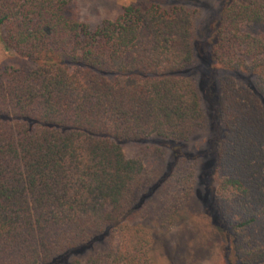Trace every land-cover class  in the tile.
<instances>
[{"label": "trees", "instance_id": "trees-1", "mask_svg": "<svg viewBox=\"0 0 264 264\" xmlns=\"http://www.w3.org/2000/svg\"><path fill=\"white\" fill-rule=\"evenodd\" d=\"M70 4L0 0L5 49L28 63L0 69V264H152L134 217L168 230L192 205L231 262L264 264V0H225L199 62L201 0H144L95 27ZM218 67L214 100L195 73ZM202 97L223 128L200 189L185 143L208 123ZM151 137L168 144L152 168L125 155Z\"/></svg>", "mask_w": 264, "mask_h": 264}, {"label": "rangeland", "instance_id": "rangeland-1", "mask_svg": "<svg viewBox=\"0 0 264 264\" xmlns=\"http://www.w3.org/2000/svg\"><path fill=\"white\" fill-rule=\"evenodd\" d=\"M225 0H201L199 17L196 21L198 29V44L196 45L197 61L207 56V28L213 19L218 15ZM144 4V0H71L70 9L81 20L88 22L95 27L105 19L116 18L130 4ZM22 61L5 49L0 32V69L6 66L22 67L27 66ZM202 68V67H200ZM200 70V69H198ZM195 73L197 82L205 88V94L210 95L214 100L218 98L220 89L216 75L226 76L231 72L225 68H214L215 76L200 70ZM234 75V74H233ZM237 75H234L236 77ZM237 80L243 83L241 77ZM202 88V89H204ZM203 98V106L208 115V123L198 130L193 137L187 141L186 147L201 155L198 165L197 187L204 188L208 184L211 164L207 157L212 153L213 142L223 124L216 118L215 102L212 99ZM213 103H211V102ZM167 142L156 137H151L142 142H127L123 150L128 158H140L146 168H152L159 161V156L167 155ZM163 152V154H162ZM210 156V155H209ZM207 173V174H206ZM193 207L194 209H192ZM134 221L148 227L151 231L152 243L149 247V256L152 264H235L228 259L230 251L223 236L214 228L210 216L200 206L192 205L185 212H181L176 222L166 230L160 228L153 217H141L136 215ZM232 257V255H230Z\"/></svg>", "mask_w": 264, "mask_h": 264}]
</instances>
